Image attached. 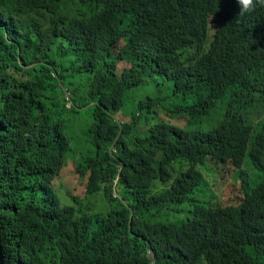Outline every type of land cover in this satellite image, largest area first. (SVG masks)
Masks as SVG:
<instances>
[{"label": "trees", "instance_id": "16d2710c", "mask_svg": "<svg viewBox=\"0 0 264 264\" xmlns=\"http://www.w3.org/2000/svg\"><path fill=\"white\" fill-rule=\"evenodd\" d=\"M68 1L0 0V264H264V6Z\"/></svg>", "mask_w": 264, "mask_h": 264}, {"label": "rangeland", "instance_id": "374dc122", "mask_svg": "<svg viewBox=\"0 0 264 264\" xmlns=\"http://www.w3.org/2000/svg\"><path fill=\"white\" fill-rule=\"evenodd\" d=\"M79 4L77 2V0H69L68 1V6L65 8H72L74 10L79 9ZM173 90H174V86L171 82H169L165 77L163 76H156V77H148L147 78V82L146 84L139 89L138 91H136V94L141 97L142 95V99H144L143 97H152V98H168L170 96L173 95ZM78 116V115H77ZM87 118V115L84 116V118L82 119V122H85ZM151 122L150 127H152L153 125L156 124V122L153 121V119L149 120ZM213 124H199L198 125V130L202 129V130H208L212 128ZM249 158L246 159L243 168L236 174L230 176L232 178H240L239 180H244V182L246 183V181L248 183H251L250 186L251 188H253L260 180V175L255 176L253 179L252 176L255 175V171L254 168L252 167V165L249 163ZM245 168V169H244ZM246 180V181H245ZM70 181V177L67 176L66 179H64V182L67 183ZM63 182V181H62ZM63 182V184H65ZM205 183H208L207 180H205V182L201 183L200 187H199V192L197 193V196L195 197V201L191 204H185L180 206L177 209H181L184 212L183 213H179V212H169V214L167 216H165L162 220L163 221H173V222H181L182 218H185L187 211L188 210H192L194 205L199 202L202 198L204 197H210L212 195V189L209 186V188L207 189ZM231 183V179L227 180L226 185ZM209 184V183H208ZM233 184V183H232ZM66 185V184H65ZM221 185V184H220ZM74 186V185H73ZM64 187L62 188L63 191ZM123 192V188L119 187V193L121 194ZM218 193V191H216ZM227 192V186H223L220 190V194L223 195L224 193ZM63 194H65V192H62ZM219 194V193H218ZM228 195V194H227ZM228 198V197H226ZM97 199L96 203V207L94 208L95 210L100 209L103 210L105 207L104 206H99V204H101V197L98 196L95 198V200ZM98 206V208H97ZM176 206H172L170 208V210H173Z\"/></svg>", "mask_w": 264, "mask_h": 264}, {"label": "clouds", "instance_id": "9594fccd", "mask_svg": "<svg viewBox=\"0 0 264 264\" xmlns=\"http://www.w3.org/2000/svg\"><path fill=\"white\" fill-rule=\"evenodd\" d=\"M237 3L241 7H238ZM258 5L264 6V0H214V5L209 10L210 18L214 23H219L221 21L226 20L223 18V14L225 11L230 12L233 8H236V10L240 14L245 15V14H249V12L254 10ZM251 46H252V40H247L244 38V50H245V52H247ZM261 65L264 66V62ZM208 68H209V63L205 62L204 64H202L198 68L197 71L200 73H203L204 71L208 70ZM262 84L264 86V81L262 82ZM251 97H252L253 104L256 106V108L259 111L258 115L261 114L262 117H264V88L261 90V89H255L252 87ZM248 100L250 101V99H248ZM219 101L220 100H218L215 104V107L217 105V108L221 105V102H219ZM214 108L211 110V112L214 110ZM251 117L252 118H249L248 120L252 119L253 125L257 124V122L261 119V118H258L257 115H253V114L251 115ZM208 123L213 124L212 128L217 126L216 123H210V121L206 120L205 124H208ZM211 129H208V130L199 129V130L210 132V131H212Z\"/></svg>", "mask_w": 264, "mask_h": 264}, {"label": "bare ground", "instance_id": "6f19581e", "mask_svg": "<svg viewBox=\"0 0 264 264\" xmlns=\"http://www.w3.org/2000/svg\"><path fill=\"white\" fill-rule=\"evenodd\" d=\"M147 1V0H146ZM157 1V0H156ZM152 5V4H151ZM144 8V7H143ZM155 14V13H154ZM203 15H205V14H203ZM201 16V15H200ZM150 23V22H149ZM227 28V27H226ZM222 37V36H221ZM223 38V37H222ZM220 41V40H219ZM244 42V41H243ZM58 47V46H57ZM118 50H120V49H118ZM249 50V49H248ZM250 53V52H249ZM95 58V57H94ZM226 67V66H225ZM201 76V75H200ZM60 78H61V76H60ZM194 79V78H193ZM234 79V78H233ZM222 81V80H221ZM230 81V80H229ZM228 86V85H227ZM54 89V88H53ZM57 89V88H56ZM56 95V94H55ZM246 95V94H245ZM216 96V95H215ZM247 97V96H246ZM51 117V116H50ZM133 122V121H132ZM72 141V140H71ZM81 153V152H80ZM75 159V158H74ZM77 159V158H76ZM18 162V161H17ZM73 164H75V163H73ZM17 165V164H16ZM245 169V168H244ZM205 171V170H204ZM3 173V172H2ZM21 173H22V171H21ZM30 178V177H29ZM243 180V179H242ZM235 189V188H234ZM237 190V189H236ZM235 190V191H236ZM27 191V190H26ZM25 191V192H26ZM74 191V190H73ZM239 194V193H238ZM238 194H237V196H238ZM78 195V194H77ZM109 196V195H108ZM227 197H228V195H227ZM80 202V201H79ZM231 204V203H230ZM230 204H229V206H230ZM21 211V210H20ZM107 213V212H106ZM209 230V229H208ZM46 238V237H45ZM120 241V240H119Z\"/></svg>", "mask_w": 264, "mask_h": 264}]
</instances>
